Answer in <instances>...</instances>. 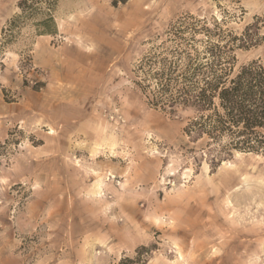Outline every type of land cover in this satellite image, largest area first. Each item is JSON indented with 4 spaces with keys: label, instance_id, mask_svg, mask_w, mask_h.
I'll use <instances>...</instances> for the list:
<instances>
[{
    "label": "rangeland",
    "instance_id": "1",
    "mask_svg": "<svg viewBox=\"0 0 264 264\" xmlns=\"http://www.w3.org/2000/svg\"><path fill=\"white\" fill-rule=\"evenodd\" d=\"M113 1L59 0L56 34L0 47V264H264V154L213 158L139 84L184 17L248 29L237 67L263 56L264 0Z\"/></svg>",
    "mask_w": 264,
    "mask_h": 264
},
{
    "label": "trees",
    "instance_id": "2",
    "mask_svg": "<svg viewBox=\"0 0 264 264\" xmlns=\"http://www.w3.org/2000/svg\"><path fill=\"white\" fill-rule=\"evenodd\" d=\"M58 2L20 0V11L2 29L0 47L12 43L29 24L36 35L56 34ZM199 33L204 37L198 38ZM167 36L140 66L142 71L148 66L143 73L146 85L138 83L151 90V105L171 112L175 107L191 110L185 132L206 138L207 147L217 145L215 159L233 150L264 154V55L237 67L233 54L235 47L250 46L249 30L229 40L220 22L209 27L204 19L189 16L171 25ZM118 264L147 262L137 250L135 257H123Z\"/></svg>",
    "mask_w": 264,
    "mask_h": 264
},
{
    "label": "crops",
    "instance_id": "3",
    "mask_svg": "<svg viewBox=\"0 0 264 264\" xmlns=\"http://www.w3.org/2000/svg\"><path fill=\"white\" fill-rule=\"evenodd\" d=\"M58 28H59V33H62V30H61V24L58 22ZM44 37V36H43ZM99 46V45H98ZM97 46V47H98ZM48 49V48H47ZM78 49V48H77ZM80 50V49H78ZM82 52V51H81ZM68 60V59H67ZM65 62V60H62L61 63ZM68 64V63H67Z\"/></svg>",
    "mask_w": 264,
    "mask_h": 264
},
{
    "label": "bare ground",
    "instance_id": "4",
    "mask_svg": "<svg viewBox=\"0 0 264 264\" xmlns=\"http://www.w3.org/2000/svg\"><path fill=\"white\" fill-rule=\"evenodd\" d=\"M238 154H241V152H238ZM225 162H227V161H224L223 163H225ZM228 163V162H227Z\"/></svg>",
    "mask_w": 264,
    "mask_h": 264
}]
</instances>
